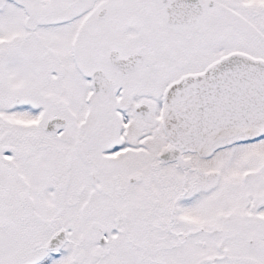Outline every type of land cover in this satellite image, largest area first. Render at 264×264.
<instances>
[{"label":"snow or ice","instance_id":"1","mask_svg":"<svg viewBox=\"0 0 264 264\" xmlns=\"http://www.w3.org/2000/svg\"><path fill=\"white\" fill-rule=\"evenodd\" d=\"M0 264H264V0H0Z\"/></svg>","mask_w":264,"mask_h":264}]
</instances>
